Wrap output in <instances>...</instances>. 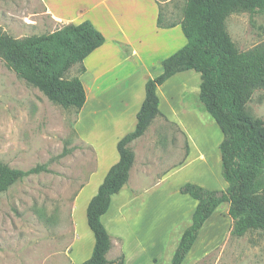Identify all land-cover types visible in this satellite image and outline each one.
I'll return each instance as SVG.
<instances>
[{
  "label": "rangeland",
  "instance_id": "374dc122",
  "mask_svg": "<svg viewBox=\"0 0 264 264\" xmlns=\"http://www.w3.org/2000/svg\"><path fill=\"white\" fill-rule=\"evenodd\" d=\"M130 1L110 0L105 4L103 0H0V27L14 38L44 35L63 25L75 24L88 14L84 20L97 19L109 37L113 26L108 22L107 9L115 14L121 9L128 11L135 5ZM157 1L163 23L180 22L186 0ZM225 26L238 51H247L264 42V12L233 13ZM174 35L160 38L168 42ZM173 49L170 46L167 51ZM77 68L73 66L68 77L74 76ZM246 112L252 118L264 120V90L252 94ZM194 113L195 120L202 122L197 131L201 129L209 136L204 151L209 158H220L216 142L222 134L218 126L206 112L195 109ZM75 118L73 109L49 102L0 59V161L21 171L40 165L49 169V173L25 177L0 193V264H78L92 252L94 239L86 222V204L94 192L92 189L78 191L91 161L85 159L89 157L87 154L83 157L82 147L78 156ZM150 128L144 135L150 133ZM160 129L164 127L155 124L152 137L163 131ZM191 130L195 131V127ZM72 148L70 154L59 157L64 149ZM183 152L182 148V155ZM201 164L199 161L189 168L192 171L176 175L170 191L162 199L165 202L149 208L150 212L147 210V216H158L163 225L174 220L165 246L142 249L135 239H129L118 219L112 221V205L117 201L114 197L102 217L112 241L106 256L110 262H118L123 255L124 264H171L180 236L190 224L195 203L189 197L182 199L180 194H174L175 187L196 184L189 180L203 177ZM228 207L227 203L222 204L205 222L182 264H264V230H252L239 238L231 236Z\"/></svg>",
  "mask_w": 264,
  "mask_h": 264
},
{
  "label": "trees",
  "instance_id": "16d2710c",
  "mask_svg": "<svg viewBox=\"0 0 264 264\" xmlns=\"http://www.w3.org/2000/svg\"><path fill=\"white\" fill-rule=\"evenodd\" d=\"M236 12H264V0H186L180 22L167 25L162 24L160 10L158 28L180 25L186 44L161 62L159 76L146 82L135 129L118 141L119 161L109 169L87 205L86 222L94 237V247L90 258L82 264H113L106 257L112 241L101 217L108 211L112 196L128 182L134 164L129 144L142 137L157 117L164 118L159 110L157 87L190 70L200 75L199 102L222 134L221 176L227 186L224 190H207L191 183L180 187V194L188 195L197 204L171 264L184 262L205 222L224 203L229 205L231 236L239 238L252 230H264V120L252 118L246 112L252 94L264 90V42L244 52L236 49L225 26L226 19ZM104 42L103 34L88 20L23 38L11 37L0 27V59L49 102L77 114L86 94L80 79L68 77V72L77 65L78 74H84V59ZM72 151L73 148L64 149L59 157ZM41 172L49 173L46 165L21 171L0 161V193ZM115 263L123 264V255Z\"/></svg>",
  "mask_w": 264,
  "mask_h": 264
},
{
  "label": "crops",
  "instance_id": "0c3cea01",
  "mask_svg": "<svg viewBox=\"0 0 264 264\" xmlns=\"http://www.w3.org/2000/svg\"><path fill=\"white\" fill-rule=\"evenodd\" d=\"M103 1L106 4L110 0ZM130 2L135 5L128 11L122 12L121 9L115 14L107 9L108 22L113 26L109 37L97 19L89 18L88 21L105 36V42L84 59V74H78L77 68L75 75L70 76L80 79L86 94L85 103L77 112L74 123L77 153L81 156L82 147L83 157L87 154L89 157L85 159L91 161L78 191L92 189V197L96 195L109 169L119 161L116 149L118 141L135 129L136 116L145 99L146 82L159 76L162 73L161 62L186 44L180 25L158 28L159 1ZM84 19L75 24L85 21ZM122 24L130 28L127 30ZM162 24L168 23L162 21ZM174 33L176 35L171 36L168 42L160 38ZM170 46L175 49L167 51ZM192 72L194 71L178 73L157 87L159 110L164 118L157 117L149 126L152 127L150 133L129 144L134 153V164L128 182L111 198L110 206L114 197L117 199L112 205V221L117 218L124 227L121 230L126 231L129 239H135L142 249L148 246H165L169 226L174 220L163 225L158 216H147V210L163 203L162 199L170 191L171 181L176 175L188 172L189 168L201 161L203 177L189 182H196V185L207 190H224L227 186L221 178L220 158H209L204 151L209 144V136L201 129L197 131L202 126V122L195 120L197 116L194 113L195 109L203 111L198 99L201 81L200 75L197 73L199 76H196ZM155 124L164 129H160L163 131L152 137ZM192 126L195 127L194 132L191 130ZM221 141L222 138L216 142L218 150ZM194 156L200 160H196ZM214 161L217 165H214ZM78 170L80 173L81 169ZM180 187L181 185L175 187L174 194H180ZM180 195L182 199L189 197ZM193 201L194 211L197 202ZM149 221L151 223L148 225ZM93 247L94 243L92 251ZM72 252L73 248L71 259ZM91 254L92 252L78 264L89 259Z\"/></svg>",
  "mask_w": 264,
  "mask_h": 264
}]
</instances>
